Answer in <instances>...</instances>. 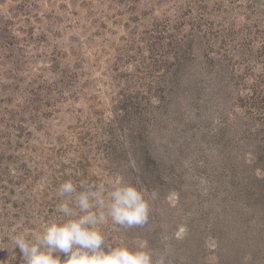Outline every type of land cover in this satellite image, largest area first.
Segmentation results:
<instances>
[{
    "label": "rangeland",
    "instance_id": "obj_1",
    "mask_svg": "<svg viewBox=\"0 0 264 264\" xmlns=\"http://www.w3.org/2000/svg\"><path fill=\"white\" fill-rule=\"evenodd\" d=\"M117 179L150 216L106 249L264 264V0H0V264Z\"/></svg>",
    "mask_w": 264,
    "mask_h": 264
},
{
    "label": "clouds",
    "instance_id": "obj_2",
    "mask_svg": "<svg viewBox=\"0 0 264 264\" xmlns=\"http://www.w3.org/2000/svg\"><path fill=\"white\" fill-rule=\"evenodd\" d=\"M60 198L56 212L62 220L45 222L32 233L11 237L21 253L23 264H163L153 253L139 246L105 248V236L99 225L110 219L114 225L131 228L145 224L150 205L143 190L122 180L105 185H77L62 182L56 190ZM67 257L61 260L59 255Z\"/></svg>",
    "mask_w": 264,
    "mask_h": 264
}]
</instances>
